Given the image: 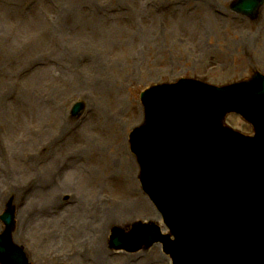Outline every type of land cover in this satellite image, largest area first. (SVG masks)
Listing matches in <instances>:
<instances>
[{"label":"rangeland","instance_id":"obj_1","mask_svg":"<svg viewBox=\"0 0 264 264\" xmlns=\"http://www.w3.org/2000/svg\"><path fill=\"white\" fill-rule=\"evenodd\" d=\"M230 2L0 0V217L13 198L15 239L32 264H92L88 241L110 216L108 255L144 254L155 264L158 248L172 264L161 245L109 249L118 226L152 220L165 227L139 185L129 134L144 121L140 94L147 87L184 77L224 86L255 70L264 74V10L251 21L231 12ZM77 101L86 109L74 120ZM225 124L253 133L238 115ZM123 152L135 166V184ZM40 187L64 192L43 209ZM83 203L90 209L81 214ZM72 219L89 226L80 224L77 235Z\"/></svg>","mask_w":264,"mask_h":264},{"label":"water","instance_id":"obj_2","mask_svg":"<svg viewBox=\"0 0 264 264\" xmlns=\"http://www.w3.org/2000/svg\"><path fill=\"white\" fill-rule=\"evenodd\" d=\"M261 4L241 0L235 9L254 16ZM142 100L146 122L133 133L132 149L144 189L154 197V182L165 193L160 198L177 240L139 224L120 241L115 234L113 245L138 249L161 240L175 254L181 235L190 253L177 252L178 264H264V76L222 88L183 79L150 88ZM231 111L254 125V138L222 127ZM13 214L10 203L2 216L0 260L28 264L11 240Z\"/></svg>","mask_w":264,"mask_h":264},{"label":"bare ground","instance_id":"obj_3","mask_svg":"<svg viewBox=\"0 0 264 264\" xmlns=\"http://www.w3.org/2000/svg\"><path fill=\"white\" fill-rule=\"evenodd\" d=\"M62 59H63V62H67L66 56H63ZM76 75L77 74H73L74 77ZM64 76H65V74H64ZM31 98L32 97H30V99ZM119 155H122V158H124L123 160L126 159V161L132 166V171H130L129 178H130V181L133 184H135V166L133 165L132 160L129 159L128 156L126 155V153H124V152L122 154L119 153ZM0 170H2V163L0 165ZM76 171H77V169L74 171V180L75 179L78 180V178H77L78 175L76 176ZM68 172L69 171H67L66 173L69 174ZM9 177H10V174L9 173L6 174V178L9 179ZM43 184H45V183H43ZM40 188H41L40 193L42 194V208L43 209L48 208L50 206L49 204L51 203V201L53 199H55L58 195H60L61 193L64 192V191L63 192L58 191L59 189L57 188L55 191L51 190V192L48 194L47 191H49V190H46L43 187H40ZM67 193H70V192H67ZM47 195H48V197H47ZM52 204H54V203H52ZM146 207H147V210L149 213H152L154 211L148 203H146ZM89 209H90L89 203H83L82 211H80V213L83 214V211H89ZM115 219H116L115 216H110L108 219H106V217H104V221H103L102 225L97 229L96 233L93 235V237H92L93 239H90L88 241L90 246H92L91 252H92L93 248L95 251V255L92 256L91 259H88V261L92 262V264H111V260L115 258L114 260H118V261H120V259H123V262H124L123 264H145L144 261L142 260L144 258V256H143L144 254H139L136 256H129V255L125 254L124 252H118L116 254L108 255V253L105 252L104 241L107 238L108 234L106 233V235H103V233L115 222ZM71 223H72L71 229L77 235L79 233H81V229L79 228L80 224H87L89 226L88 223H84L83 221L80 222L76 219H72ZM77 238H80V236ZM154 249H156L157 255H156L155 259H156L157 264H168L167 259H165L160 254L159 249L158 248H154Z\"/></svg>","mask_w":264,"mask_h":264}]
</instances>
